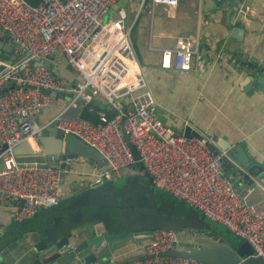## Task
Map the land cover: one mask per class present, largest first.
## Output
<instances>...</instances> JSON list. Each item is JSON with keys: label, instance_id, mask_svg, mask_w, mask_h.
Masks as SVG:
<instances>
[{"label": "built area", "instance_id": "obj_1", "mask_svg": "<svg viewBox=\"0 0 264 264\" xmlns=\"http://www.w3.org/2000/svg\"><path fill=\"white\" fill-rule=\"evenodd\" d=\"M119 1L41 0L31 7L23 0H0V28L18 50L17 58L9 64L0 60L4 65L0 86L9 81L13 85L0 94V147L5 145L0 149V200H22V205L12 211L14 222L57 204L61 173L69 168L71 159L58 155L42 161L18 162L11 151L16 144L25 142L37 154L41 149L37 132L52 126L95 149L106 166L105 179L118 176L120 171L145 173L155 188L220 224L264 261V209L246 202L223 176L222 151L215 140L186 121L183 124L196 135L186 137L174 132L156 115L158 104L129 39L140 7L129 20L118 6ZM145 1L140 0V5ZM149 2L166 7L177 5V0ZM235 7L241 24L246 26L250 7L241 1ZM155 37L161 51V68L189 71L195 50L182 41L174 47H164L163 40L168 38L165 31L156 32ZM55 54L67 66L68 78L29 63L37 56L55 67ZM67 92L98 99L102 106L110 107L112 117L106 119L98 113L103 124H92L78 117H62L57 112L43 124L34 121L43 107L55 100L59 102L61 98L56 95ZM123 132L137 153L141 169H131L134 159ZM90 162L91 168L97 167L96 161ZM214 239L219 241L220 237ZM177 246L174 229H153L139 247L145 257L118 264H206L187 257L161 255Z\"/></svg>", "mask_w": 264, "mask_h": 264}, {"label": "crops", "instance_id": "obj_2", "mask_svg": "<svg viewBox=\"0 0 264 264\" xmlns=\"http://www.w3.org/2000/svg\"><path fill=\"white\" fill-rule=\"evenodd\" d=\"M135 1L136 5L132 4ZM237 1L250 7L246 26L241 24L238 18L235 7ZM120 2L127 4L126 10L121 8L129 20L133 19L139 7L143 12L148 4L145 9L146 16L139 26L137 42H134L131 35L129 39L143 77L158 104L156 115L160 120L174 132H180L183 121H186L210 138L213 135L221 137L232 145L243 143L248 159L264 173V92L258 90L251 79L259 75L255 69L264 66V0H177L174 7L153 5L149 0L141 5L140 0H120L118 4ZM233 27L242 29L239 38L229 36L230 28ZM158 31L168 33V38L163 40L164 47H174L177 41H182L195 50L189 71L161 68V51L156 46L155 37ZM0 37L3 42L9 41L1 28ZM9 44L16 53L18 50L15 45L10 41ZM0 53V60H3L4 50ZM52 62L60 76H70L59 54L52 57ZM260 75H264V72ZM56 101L41 109L34 119L37 124H43L49 119L56 112L55 106L66 103L61 99ZM90 161L74 158L69 168L61 173V196L76 194L78 188L93 180H111L104 177L107 171L103 162L98 163L96 168H91ZM134 167L131 168L133 171L138 170ZM132 174L134 173L119 172L120 176L125 177ZM249 178L251 181L245 193H240L241 190L237 186V174L228 172L226 179L246 202L264 209V176L255 179V176L249 175ZM122 194L118 192V195ZM141 197L144 195L141 194ZM166 199L168 202L171 200L168 194ZM16 206L11 200L8 204L0 203L2 237L12 227L20 228L31 223L37 225L36 215L26 222H14L11 214ZM115 207L106 206L103 211L108 215L114 212ZM94 225L95 223L88 224L89 228L85 229V234L97 233L102 236L105 229L96 228ZM13 234L14 232H10L6 235L7 239L3 237V243L9 242ZM148 238L149 236H144L141 243L133 241L126 244L111 256V259L118 264L139 256L142 253L139 247ZM195 238L196 236L189 238L187 245H194ZM102 244V241L99 242V245ZM19 248H14L15 252H20Z\"/></svg>", "mask_w": 264, "mask_h": 264}, {"label": "water", "instance_id": "obj_3", "mask_svg": "<svg viewBox=\"0 0 264 264\" xmlns=\"http://www.w3.org/2000/svg\"><path fill=\"white\" fill-rule=\"evenodd\" d=\"M23 1L27 5L35 7L41 0ZM106 19L107 16H105ZM241 31L242 29L238 27L230 28L229 36L239 38ZM1 50L5 52L3 64H9L18 56L17 53H14V48L9 44V41L3 42L2 37H0ZM209 52L211 51L209 50ZM29 63L33 66L40 65L59 75L55 67L51 66L48 61H41L37 56L32 57ZM3 64H0V70L4 67ZM255 72L259 75L251 77L253 84L258 90L264 92V75H260L264 72V66L255 69ZM12 87L11 81L1 85L0 94ZM56 96L61 100L65 99L66 102L64 105L55 106L56 112H54H59L62 117H78L92 124H103L98 118V113H101L106 119H110L113 115L109 106H102L98 99L88 94L75 96L71 92H67ZM180 132L186 137L196 135L186 124H182ZM122 137L134 159L133 166L141 169L142 164L138 160L137 153L124 132ZM214 137V135L211 136L222 151L220 168L223 176L227 178L228 172L237 174V186L241 190L240 193H245V189L251 181L249 175L255 176V179H261L264 173L261 168H257L248 159L243 143L232 145L221 137L217 139ZM37 143L41 147L37 154H33L25 142L13 146L11 151L15 160L18 162L42 161L44 157L59 155L61 158H86L97 163L102 162L101 155L95 149L78 137L69 133L64 134L62 130L52 126H44L37 132ZM4 148L5 145H1L0 149ZM209 149L212 153L216 151L212 146H209ZM141 177L144 179L142 180ZM116 180V177L105 182L93 180L78 188L76 194H72L56 206L50 207L48 214L43 216L35 214L36 220L38 219L37 225L31 223L26 225L25 229L12 227L6 232V235L14 232L13 238L11 237V240L0 249L1 264H96L102 261H105L102 264H115L111 256L121 247L133 241L135 243L141 241L144 236L150 235L151 230L157 228L174 229L179 226H189L191 229L212 230L224 236V227L220 226L221 229H216L211 225H217L215 222L205 218L196 210L183 214L187 205L181 201L179 204H184V207L181 211L176 212L174 205L178 202H174L175 204L166 203L167 193L155 190L149 176L145 173L132 174L118 183H115ZM118 192L123 194L118 195ZM141 194L144 197H141ZM157 194L161 198L157 197ZM161 200L166 203L165 206L162 205ZM142 201H146V204H154L156 209H148L143 205L139 208L131 207ZM11 202L18 206L22 205L21 199L16 201V198H13ZM0 203L8 204L9 200H1ZM106 206L116 207L114 212L106 215L103 211ZM157 210L160 213H157ZM26 221L29 219L20 222ZM92 223H95L94 227L96 228L105 229L102 236L97 233L96 235L95 233L85 234V229L89 228L88 224L92 225ZM93 230L96 229L93 228ZM6 235L3 236L5 239H7ZM3 237L0 236V242L3 241ZM233 237H235L234 234L232 238H221L220 241L211 237H196L194 245L171 248L162 252L161 255L187 257L206 264H264L260 257L250 253V248L245 242L240 240L233 243ZM101 241L103 244L99 245ZM17 247H20V252H15L14 248ZM143 257L145 256L140 253L137 257L129 258V261Z\"/></svg>", "mask_w": 264, "mask_h": 264}, {"label": "rangeland", "instance_id": "obj_4", "mask_svg": "<svg viewBox=\"0 0 264 264\" xmlns=\"http://www.w3.org/2000/svg\"><path fill=\"white\" fill-rule=\"evenodd\" d=\"M132 4H135L136 5V1H135V3H132ZM118 5L120 7H122L124 10L127 9V4L126 3L120 2ZM135 5L133 6V8H135ZM147 5L148 4H146V6L144 7V11L143 12H141L139 10L141 13L139 12L140 13V14H138L139 16L137 15L138 17H136L134 26L132 27V30L130 32V35H131L132 39L134 40V42H137L138 35H139V26H140L141 21L143 20V17L145 18V16H146L145 15V9H146ZM108 14L109 15L111 14V10L108 11ZM64 97L66 98V95H64ZM63 100L65 102V99H63ZM76 159L85 160L86 158H76ZM72 161H73V159L70 160V163ZM85 161H89V160H85ZM124 178H125L124 175L123 176H120L119 175L118 177H116L117 180H116L115 183H118L119 181L120 182L123 181ZM143 179L144 178H142V180ZM211 225L213 227H215L216 229H221V227L218 226V225H215V224H211ZM174 230H175V232L178 235V246L177 247L186 246L188 244L189 238H191L192 236H196V237H212V234L209 233L208 231H206L203 228H194V229H191V227H189V226H179L177 228H174ZM223 234H224V236L229 237V238H232V236H233V233L228 232V230H226V229L223 230ZM141 241L139 243H141ZM249 251H250V253L253 254V251L251 249H249Z\"/></svg>", "mask_w": 264, "mask_h": 264}, {"label": "trees", "instance_id": "obj_5", "mask_svg": "<svg viewBox=\"0 0 264 264\" xmlns=\"http://www.w3.org/2000/svg\"><path fill=\"white\" fill-rule=\"evenodd\" d=\"M134 167V166H133ZM68 197V195L67 196H65V197H63V196H61L60 198H59V200H58V202H57V204L59 203V202H61V201H63L65 198H67ZM171 198V200L169 201V203H173V202H175L176 200H174V198H172V197H170ZM167 201V200H166ZM178 202V201H177ZM56 204V205H57ZM55 205V206H56ZM184 205V204H183ZM183 205H178V204H176V208H178L177 209V212H179V211H181L182 210V208H180L179 206H182V207H184ZM186 205V204H185ZM175 206V205H174ZM192 212V211H194V209L191 207V206H187L186 207V209L184 210V212ZM48 212H49V208H40V209H38L37 210V213H36V215L38 214H40L39 216H43V215H45V214H48ZM36 217V216H35ZM18 223H20V222H17V224ZM14 224V223H13ZM26 227L25 226H22V227H20L19 229H25ZM216 231V230H215ZM213 234H214V236H217L218 235V233L217 232H213V231H211ZM221 238H226V239H228V237H226V236H222L221 235ZM233 243L235 242H238V241H240V239H238L236 236L235 237H233ZM5 243H3V241L2 242H0V249L3 247V245H4ZM119 263H122V262H119Z\"/></svg>", "mask_w": 264, "mask_h": 264}, {"label": "flooded vegetation", "instance_id": "obj_6", "mask_svg": "<svg viewBox=\"0 0 264 264\" xmlns=\"http://www.w3.org/2000/svg\"><path fill=\"white\" fill-rule=\"evenodd\" d=\"M153 188H154L155 190L157 189V188H155L154 186H153ZM160 191H161V190H160ZM157 197L161 198V196H160L159 194H157ZM157 197H156V199H157ZM162 199H163V198H162ZM166 200H167V199L165 198V202L168 203V201H166ZM161 201H162V205L165 206L166 203H163V200H161ZM141 204H142L143 206H145V208H148V209H156V208H154V204H146V202L137 203L136 205H132L131 207H132V208H139V205L142 206ZM174 208H175V207H174ZM174 210H176V212H177V209H176V208H175ZM157 213H160L159 210H157ZM184 213H187V212L185 211V212H183V214H184ZM181 215H182V214H181Z\"/></svg>", "mask_w": 264, "mask_h": 264}, {"label": "clouds", "instance_id": "obj_7", "mask_svg": "<svg viewBox=\"0 0 264 264\" xmlns=\"http://www.w3.org/2000/svg\"><path fill=\"white\" fill-rule=\"evenodd\" d=\"M214 138H215V139H217V137H216V136H215ZM213 150H214V149H213ZM216 224H217V223H216ZM217 225H220V224H217ZM220 226H221V225H220ZM211 231H212V230H211ZM209 233H211V234H212V237H213V238L211 237L212 239H214V237H216V236H214V234H213L212 232H209ZM217 236H219V237H220V239H219V241H220V240H221V235H219V234H218ZM238 239H239V238H238ZM214 240H215V239H214ZM217 241H218V240H217Z\"/></svg>", "mask_w": 264, "mask_h": 264}]
</instances>
